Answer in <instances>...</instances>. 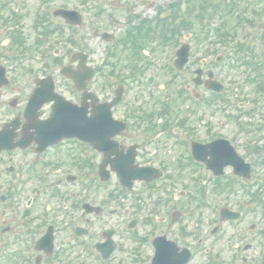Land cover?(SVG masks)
<instances>
[{
  "label": "flooded vegetation",
  "instance_id": "flooded-vegetation-1",
  "mask_svg": "<svg viewBox=\"0 0 264 264\" xmlns=\"http://www.w3.org/2000/svg\"><path fill=\"white\" fill-rule=\"evenodd\" d=\"M54 4L0 0V67L8 77L0 87V143L5 147L0 150V264H153L158 237L165 238L158 257L162 264H215L209 244L220 235L194 222L203 213L195 210L194 196L182 189L210 176L193 158L191 143L205 149L222 138L242 146L248 143V132L240 130L257 111L232 112L227 106L229 115L219 120L217 105L244 106L259 93L264 100V67L256 52L264 49V28L257 24L256 30L229 31L221 48H215L192 22L187 30L188 61L178 71L173 63L185 36L179 33L177 19L172 21L173 37H144L139 45L129 41L128 54L110 50L114 87L127 88L128 93L129 83L133 91V101L125 103L123 91L113 108V116L127 123V130L114 138L117 149L125 153L136 145L139 168L161 172L157 179L139 182V197L121 187L113 172L102 181L99 167L105 155L89 143L63 139L45 145L50 138L40 127L53 116V102L45 100L51 91L49 82L42 80L49 77L53 93L70 100L71 80L61 73L70 63L69 43L64 40L56 49L54 42L56 34L68 35L70 27L53 17ZM55 22L62 25V33L61 27L54 28ZM233 68L241 69L243 77L228 73ZM209 71L220 91L206 87ZM31 75L32 81H27ZM159 80L163 94L146 95ZM35 91L41 105L25 111ZM124 104L134 111L126 112ZM260 118L264 127V111ZM41 147L45 149L39 151ZM140 208L145 234L131 239L130 245L128 231L119 228L121 212ZM186 252L189 258L184 262Z\"/></svg>",
  "mask_w": 264,
  "mask_h": 264
},
{
  "label": "rangeland",
  "instance_id": "rangeland-1",
  "mask_svg": "<svg viewBox=\"0 0 264 264\" xmlns=\"http://www.w3.org/2000/svg\"><path fill=\"white\" fill-rule=\"evenodd\" d=\"M66 0H55V3L59 2H64ZM153 4L152 6L149 8L148 6H145V4H141L138 5V8H136V10L134 11L135 13H137L138 15L141 14L142 16H151L154 13H156L157 11V7L161 6V4L168 2V1H172V0H152ZM177 1H187V0H177ZM122 3L123 7L120 6L119 10H117V14H119L121 16V19H126V13H125V4H128L127 6H134L138 4V0H90V3L88 6H84L82 7L81 10L82 12H84L83 16H84V28L85 30L80 33V35H82L85 39L84 42L81 44V48H83L84 50H86L89 54H90V62L94 65H96L99 61V59L101 58V54L104 53L102 51V49H104L105 44L101 41H97L96 39H88L86 36L87 34L91 33L93 30H95V27L91 22H93L92 20V14H91V10L93 9L94 5L96 4H101V5H105L108 4L109 7H107V13L111 14L110 12H112L113 8L111 7V4L114 5H120ZM125 3V4H123ZM134 4V5H133ZM113 14V13H112ZM165 14V13H163ZM150 18V17H149ZM218 22V19H217ZM121 23H123L121 21ZM216 26V24L214 23L213 27ZM117 28V32L119 35H121L122 31L124 30V28L119 27L118 25H114L111 22H107L105 24H100V27L98 28V30L101 29H105L108 31L111 30H115ZM79 36V30L76 31ZM210 35V40H215V37L213 34H209ZM80 47L77 48H73L71 50L72 51H76L78 50ZM204 48V45L201 46V48H199L198 51H201ZM260 48H256V52H258V54H260L259 52ZM202 66V65H201ZM227 70V69H226ZM241 69L238 68H233L231 69L230 72H227L232 74V75H238L241 78L243 77V75L240 74ZM227 72H220L219 74L222 75H227ZM232 79V78H230ZM236 80V79H235ZM238 81V80H236ZM239 82V81H238ZM102 78H100L98 75L96 76L95 80L93 81V88H95L100 95H103L104 92H101L100 90V86L102 85ZM162 81L159 80L157 82H153V84H151L149 86V88L145 91V94L147 95L148 91L150 92L151 95H158V94H163V92H161L159 90V88L157 87L158 85H161ZM245 88H247L248 90H250L248 88V86H244ZM153 91V92H152ZM113 90L108 89L107 92H105V98H109L112 95ZM160 92V93H159ZM128 99H132L133 98V91L132 89L126 94ZM222 104L217 105V110H218V117L219 120L224 119V115L227 114L224 113V108L221 109ZM221 109V110H220ZM260 110L257 111V113L254 115V117H252L253 121L255 122L256 120H260ZM224 131L227 130V128L225 127L223 129ZM226 132H228L229 134H231L233 131L231 130H227ZM237 151L243 155V157H246L247 161H251V163L253 162V160L256 157V154H249L247 153V151L244 149V147L242 146V143L239 142V146H236ZM258 153V157L257 158H263L264 157V143L263 144H259V150L257 151ZM230 173L231 171L227 172V174L224 175V178H228L230 177ZM258 174H263L264 175V170H261L259 168H257V170H255V172H253V177L251 178V184H255L256 183V179L258 178ZM211 184H208V186H211ZM254 188L257 187L256 185L253 186ZM180 189V188H178ZM232 198V197H230ZM232 202L230 203L229 208L234 209V210H239L237 209L242 207L237 205L238 203H244L243 198L241 196V193L239 192L238 194H236V196H234L232 198ZM229 202V201H228ZM264 202V199H263ZM223 203H227L224 202ZM213 205V204H210ZM241 211V213H243L244 217H241L239 220H237V222H233V223H229L226 222V224H224L223 230H222V237L221 240L216 243L219 244L217 245V248H219L220 250H222L221 255L225 258V259H231L233 257H236V261L237 264H241V257L243 256L244 258H246L247 263L251 264H261L264 259L262 257H260L261 255H264V253H262V248L264 249V237H262L260 235V230H264V204H260L259 209H257L256 211H249V210H239ZM128 217H124V218H120L123 225L120 226V228L122 230H124V223L127 220ZM206 220V218H205ZM210 222H213L214 219L213 217H209L207 219ZM206 224V221H204ZM207 222V226L210 225L211 223ZM254 223L256 225V229L252 232L249 233V235L247 236V239H245L244 237L238 236V238L235 236V231H238V229L240 228H246L247 226H249V224ZM243 238L246 242L243 241ZM243 241V242H242ZM251 243V248L248 251H243L242 250V246ZM232 245H234V247H237V251L235 249L232 248ZM239 255V257H238ZM259 256V257H258Z\"/></svg>",
  "mask_w": 264,
  "mask_h": 264
},
{
  "label": "water",
  "instance_id": "water-1",
  "mask_svg": "<svg viewBox=\"0 0 264 264\" xmlns=\"http://www.w3.org/2000/svg\"><path fill=\"white\" fill-rule=\"evenodd\" d=\"M65 14V16H66V18L67 17H71V18H73V20L71 21L72 23H78L79 22V16L75 13V12H66V13H64ZM180 59V58H179ZM185 59H186V57H184V58H182V59H180V60H178L177 62H178V64H183V62H185ZM86 72H87V75H86V77L87 78H89L90 77V72H89V70L87 69L86 70ZM72 76H73V78H75V81H76V85L78 86V87H81L82 86V83L80 84V86H79V81L77 80V78L72 74ZM79 78V77H78ZM110 106V105H109ZM241 167L244 169V166L243 165H241ZM246 174H247V171H246ZM246 174H244V175H246Z\"/></svg>",
  "mask_w": 264,
  "mask_h": 264
}]
</instances>
